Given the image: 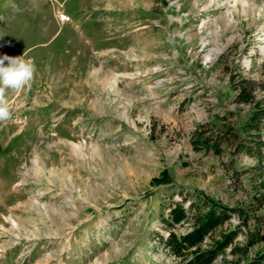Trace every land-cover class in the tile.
I'll return each instance as SVG.
<instances>
[{"label": "rangeland", "instance_id": "obj_1", "mask_svg": "<svg viewBox=\"0 0 264 264\" xmlns=\"http://www.w3.org/2000/svg\"><path fill=\"white\" fill-rule=\"evenodd\" d=\"M24 51L34 79L0 122V264H179L160 215L194 191L263 221L264 145L240 144L250 105L229 79L264 105V0H0V56Z\"/></svg>", "mask_w": 264, "mask_h": 264}, {"label": "trees", "instance_id": "obj_2", "mask_svg": "<svg viewBox=\"0 0 264 264\" xmlns=\"http://www.w3.org/2000/svg\"><path fill=\"white\" fill-rule=\"evenodd\" d=\"M229 83L235 90V102L250 105L246 121L240 126L243 142L248 150L253 147L261 149L264 141L261 140L262 122L264 121V105L255 98V83L242 76L232 73ZM238 137V133H234ZM243 148L242 145L237 147ZM168 173L163 171L156 182H167ZM193 198L186 195L179 201L169 205L166 215H160L166 234L158 233V243L178 259L179 264H213L218 257L223 258L226 264H264V248L256 250L252 255L249 251L255 245L264 242V219H257L256 225L247 227L249 215L241 208L230 207L202 192L194 191ZM261 207L255 208L257 212ZM233 215L241 218V224L231 230L216 231L227 224ZM187 226L185 232H178L179 226ZM244 228L245 240L243 243L235 241L237 235ZM229 249L231 259H226V250Z\"/></svg>", "mask_w": 264, "mask_h": 264}, {"label": "clouds", "instance_id": "obj_3", "mask_svg": "<svg viewBox=\"0 0 264 264\" xmlns=\"http://www.w3.org/2000/svg\"><path fill=\"white\" fill-rule=\"evenodd\" d=\"M26 55L24 51L20 56H0V122H7L12 116L5 98L6 91L19 92L31 87L36 69L33 59H25Z\"/></svg>", "mask_w": 264, "mask_h": 264}, {"label": "bare ground", "instance_id": "obj_4", "mask_svg": "<svg viewBox=\"0 0 264 264\" xmlns=\"http://www.w3.org/2000/svg\"><path fill=\"white\" fill-rule=\"evenodd\" d=\"M11 222H12L13 227L17 226V222L14 219H12Z\"/></svg>", "mask_w": 264, "mask_h": 264}]
</instances>
